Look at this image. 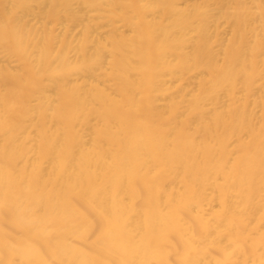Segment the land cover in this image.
Listing matches in <instances>:
<instances>
[{"label":"bare ground","instance_id":"obj_1","mask_svg":"<svg viewBox=\"0 0 264 264\" xmlns=\"http://www.w3.org/2000/svg\"><path fill=\"white\" fill-rule=\"evenodd\" d=\"M0 264H264V0H0Z\"/></svg>","mask_w":264,"mask_h":264}]
</instances>
